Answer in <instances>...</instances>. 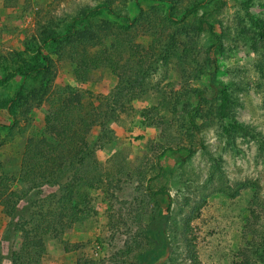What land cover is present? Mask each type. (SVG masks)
Returning a JSON list of instances; mask_svg holds the SVG:
<instances>
[{
  "label": "rangeland",
  "instance_id": "obj_1",
  "mask_svg": "<svg viewBox=\"0 0 264 264\" xmlns=\"http://www.w3.org/2000/svg\"><path fill=\"white\" fill-rule=\"evenodd\" d=\"M108 1L131 19L138 14L133 0H0V59L22 53L30 61L41 26ZM197 1L181 0L180 8ZM213 2L211 21L222 47L217 72L212 76L208 68L207 34L180 39L185 62L179 55L159 60L140 101L110 125L109 143L97 152L104 186L88 192L86 210L74 217L80 219L58 224L61 215L52 213L69 203L47 186L21 197L14 219L0 208V264H11L21 247L16 222L38 225L46 246L41 264H264V39L258 26L264 0ZM54 63L53 90L41 106L27 110L12 130L0 127V163L19 196L27 191L19 177L22 153L28 138L43 134L56 89L69 85L105 101L117 84L111 72L99 70L78 85L72 66ZM215 87L227 95L224 117ZM14 88L0 86V107ZM197 106L199 113L191 111ZM2 111L0 124H6ZM148 191L170 197L159 202L168 226L158 259L144 254L154 247L147 225L156 206Z\"/></svg>",
  "mask_w": 264,
  "mask_h": 264
},
{
  "label": "trees",
  "instance_id": "obj_2",
  "mask_svg": "<svg viewBox=\"0 0 264 264\" xmlns=\"http://www.w3.org/2000/svg\"><path fill=\"white\" fill-rule=\"evenodd\" d=\"M180 1L133 0L138 14L132 19L116 11L115 1L83 9L75 16L52 22L51 26H41L38 47L30 61L22 53L0 59L3 68L1 88L15 87L0 107L8 121L0 127L8 130H12L20 119H27L26 111L40 107L53 90L51 69L55 60L72 66L73 79L78 85L87 83L91 74L99 70L109 71L117 79L110 94L103 98L105 101L97 97L88 99L79 88L69 85L56 89L54 102L44 120L43 134L28 138L22 153L19 177L20 183L27 186L24 195L19 196L17 191L9 188L7 169L0 163V208L4 215L14 219L21 197L47 186L56 188L57 200L63 203L66 200L71 205L60 204L59 210H54V219L61 215L57 223L61 224L67 218L72 223L80 219L74 220V217L77 212L86 210L84 202L90 199L88 192L99 189V185L104 186L97 152L109 143L110 125L140 101L146 93L149 73L159 60L179 55V63L185 62L187 55L185 50L181 53L180 39L185 41L184 37L189 38L190 33L197 37L207 34L212 40L208 49V68L212 76L217 72L216 55L222 47L211 21L213 0H199L187 9L180 8ZM144 4L148 10H144ZM191 17L194 19L192 24L188 23ZM258 26L264 39V22H259ZM214 89L218 92L216 87ZM218 93L222 100L219 111L224 117L228 99L225 90ZM173 97L177 103L180 97L176 93ZM176 103L173 109H176ZM199 110L197 106L191 111L199 113ZM96 129L99 130L97 136L93 135ZM148 192L156 206L147 225L154 247L144 254L153 253L154 259H158L163 248L160 238L168 226L159 202L170 200V197L168 192ZM168 211L169 206L165 213ZM23 225L22 222L15 223V229L22 235V244L18 251L11 253L10 262L41 264L46 246L39 227L35 225L28 229Z\"/></svg>",
  "mask_w": 264,
  "mask_h": 264
}]
</instances>
